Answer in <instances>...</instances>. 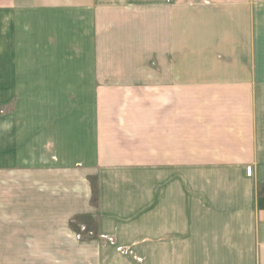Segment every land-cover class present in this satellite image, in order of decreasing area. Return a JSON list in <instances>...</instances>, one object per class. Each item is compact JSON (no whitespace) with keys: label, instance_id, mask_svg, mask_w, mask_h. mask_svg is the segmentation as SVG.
Masks as SVG:
<instances>
[{"label":"crops","instance_id":"obj_1","mask_svg":"<svg viewBox=\"0 0 264 264\" xmlns=\"http://www.w3.org/2000/svg\"><path fill=\"white\" fill-rule=\"evenodd\" d=\"M0 12L68 18L85 66L101 36L129 81L159 67L148 105L107 94L50 122L37 170L27 158L15 169V196L37 176L44 213L1 226L0 258L139 264L105 240L79 243L71 217L85 214L97 236L137 243L144 264H264V0H0Z\"/></svg>","mask_w":264,"mask_h":264},{"label":"rangeland","instance_id":"obj_2","mask_svg":"<svg viewBox=\"0 0 264 264\" xmlns=\"http://www.w3.org/2000/svg\"><path fill=\"white\" fill-rule=\"evenodd\" d=\"M56 14L59 13H46ZM4 15L5 12H0V234H4L3 228L9 226L11 219L20 218L29 208L30 218L37 212L44 213L37 209L39 196L32 194V182L37 176L31 175L29 185L24 186L31 191L30 195L22 196L20 189L19 195L15 196V190L21 187L20 174L15 173V169L17 165H24L27 158L34 166L32 169L37 170L48 129L54 128L50 122L57 120L60 124L65 109L71 105L96 112L107 94H114L115 98L119 94H143V101L148 105V94L155 93L151 91L153 85L147 76L151 69H159L156 61L150 60L146 67L136 71L143 77L129 81L131 78L122 76L117 67L118 51L101 49V36L94 59H91V52L88 57L90 66H85L84 59L88 55L80 52L82 47L79 46L80 37L83 44L85 36L69 33L68 18L21 19ZM89 42L91 44L90 37ZM90 180L94 189L93 203L96 204L97 178L91 177ZM71 218L70 229L75 231L79 243L96 239L105 245V240L136 263L146 262L137 250V243L119 246L114 236H97L94 216L74 214ZM21 260L12 261L16 264ZM70 261L75 260L67 262ZM23 262L46 264V260L33 258H25ZM0 264H7L6 259L0 258Z\"/></svg>","mask_w":264,"mask_h":264}]
</instances>
